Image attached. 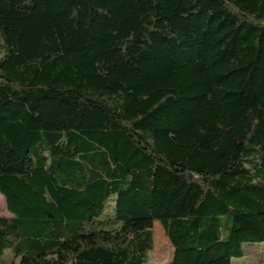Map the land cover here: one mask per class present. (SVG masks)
I'll list each match as a JSON object with an SVG mask.
<instances>
[{"label": "trees", "instance_id": "1", "mask_svg": "<svg viewBox=\"0 0 264 264\" xmlns=\"http://www.w3.org/2000/svg\"><path fill=\"white\" fill-rule=\"evenodd\" d=\"M0 36V264L264 242V0H0Z\"/></svg>", "mask_w": 264, "mask_h": 264}, {"label": "rangeland", "instance_id": "2", "mask_svg": "<svg viewBox=\"0 0 264 264\" xmlns=\"http://www.w3.org/2000/svg\"><path fill=\"white\" fill-rule=\"evenodd\" d=\"M0 43L3 40L0 36ZM3 57V52L0 53V59ZM112 203V204H111ZM108 205L106 212H110V207L115 209V204L111 202ZM10 215L5 204L3 195L0 194V216ZM154 243L153 249L150 252L148 264H168L173 256V246L168 237L164 233L163 226L159 220L154 222ZM166 248L163 249L162 245ZM245 255L239 258H233L232 264H264V242L246 243L244 244Z\"/></svg>", "mask_w": 264, "mask_h": 264}]
</instances>
